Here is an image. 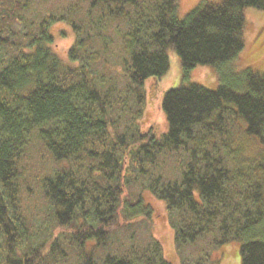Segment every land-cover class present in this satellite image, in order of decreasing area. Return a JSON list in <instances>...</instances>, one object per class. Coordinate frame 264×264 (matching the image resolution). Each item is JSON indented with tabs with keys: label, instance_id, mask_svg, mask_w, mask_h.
<instances>
[{
	"label": "trees",
	"instance_id": "1",
	"mask_svg": "<svg viewBox=\"0 0 264 264\" xmlns=\"http://www.w3.org/2000/svg\"><path fill=\"white\" fill-rule=\"evenodd\" d=\"M178 7L0 0V264H96L90 242L108 250L100 264H219L230 242L241 264H264V157L237 143L264 148V74L231 69L244 10L264 0H202L182 20ZM58 23L73 34L66 61L52 52ZM170 50L183 80L210 66L217 87L166 90L156 137L141 127L144 83ZM144 195L164 202L176 263Z\"/></svg>",
	"mask_w": 264,
	"mask_h": 264
},
{
	"label": "rangeland",
	"instance_id": "2",
	"mask_svg": "<svg viewBox=\"0 0 264 264\" xmlns=\"http://www.w3.org/2000/svg\"><path fill=\"white\" fill-rule=\"evenodd\" d=\"M202 0H179L177 17L182 20ZM217 2L218 0H205ZM245 27L243 35V48L237 59L231 63V69L240 72L250 69L253 72L264 74V10L247 8L244 10ZM50 32L54 38L52 52L61 61H66L67 50L72 45L73 34L70 28L64 23H58L51 27ZM169 69L161 78L154 81L150 78L145 81V104L143 107L141 127L144 131L153 128L154 135L160 137L167 131V122L161 109L163 94L168 89L177 88L183 85L198 84L206 89L214 90L217 87V71L210 66H197L192 69L186 80L182 79L180 61L175 51H168ZM155 88L153 89V87ZM240 153L248 159L264 157V148L254 136L239 137ZM244 158V157H243ZM246 160H244L245 162ZM144 203L152 208L151 233L162 246L164 258L167 261L176 263L178 261L174 254L173 232L166 222L164 202L154 200L144 195ZM135 233L144 232L142 228L136 229ZM115 245L112 243V247ZM89 250L96 253V264H100L104 253L97 250L92 242L86 245ZM221 255L219 264H241L239 256V243L230 242L218 248ZM213 257L216 254L210 253ZM102 257V258H101Z\"/></svg>",
	"mask_w": 264,
	"mask_h": 264
}]
</instances>
